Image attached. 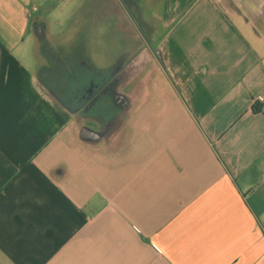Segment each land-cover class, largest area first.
<instances>
[{
  "label": "crops",
  "instance_id": "0c3cea01",
  "mask_svg": "<svg viewBox=\"0 0 264 264\" xmlns=\"http://www.w3.org/2000/svg\"><path fill=\"white\" fill-rule=\"evenodd\" d=\"M32 2L0 0V264H264V0H161L142 54L63 65L101 80L74 104Z\"/></svg>",
  "mask_w": 264,
  "mask_h": 264
},
{
  "label": "rangeland",
  "instance_id": "374dc122",
  "mask_svg": "<svg viewBox=\"0 0 264 264\" xmlns=\"http://www.w3.org/2000/svg\"><path fill=\"white\" fill-rule=\"evenodd\" d=\"M32 1L29 6L38 7V14L46 11L51 15L46 20H40L39 26H36L39 28L35 35L34 57L38 61L41 58L48 60L52 66L43 67L40 74L48 86L40 87L46 95H53L49 90L53 92L54 85L56 92L63 97L74 96L67 102L52 100L57 107L61 106L57 104L58 102L79 103L81 99L89 98L101 87V80L95 78L93 73L88 72L82 78L80 74L69 73L68 70L72 72V69L63 65L66 66L69 62L73 66V60L89 62L91 58L98 60L97 52L107 48L108 51L99 52L103 60H98L97 64H94L103 65V74L108 76L109 68L106 65L111 61H117L119 66H123L135 52L136 55L142 54L140 47L149 41L148 29L157 27V22L153 21V12L159 10L161 3V0H87L80 8L79 5L77 7L79 0ZM151 19L153 22L150 24ZM86 42L92 43V51H74ZM32 45L34 46V42ZM64 46L68 49L66 56L58 51ZM19 55L25 60H32L29 53L19 52ZM123 70V67H120V77ZM32 71L36 74L38 69L36 68L35 72L33 68ZM46 87L51 89L48 90ZM46 102L51 105L50 101Z\"/></svg>",
  "mask_w": 264,
  "mask_h": 264
}]
</instances>
